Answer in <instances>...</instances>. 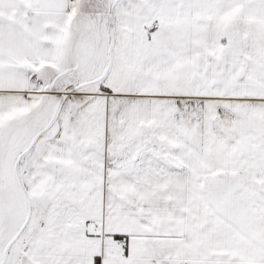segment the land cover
<instances>
[{"label":"snow or ice","instance_id":"snow-or-ice-1","mask_svg":"<svg viewBox=\"0 0 264 264\" xmlns=\"http://www.w3.org/2000/svg\"><path fill=\"white\" fill-rule=\"evenodd\" d=\"M0 264H264V0H0Z\"/></svg>","mask_w":264,"mask_h":264}]
</instances>
